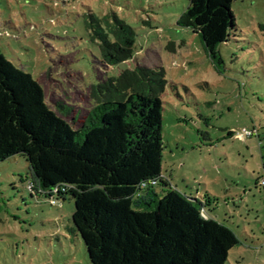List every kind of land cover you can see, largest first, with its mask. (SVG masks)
Wrapping results in <instances>:
<instances>
[{"label": "rangeland", "instance_id": "rangeland-1", "mask_svg": "<svg viewBox=\"0 0 264 264\" xmlns=\"http://www.w3.org/2000/svg\"><path fill=\"white\" fill-rule=\"evenodd\" d=\"M187 5L188 0H0V52L38 81L48 107L73 128L85 120L93 103L90 87L100 79L136 65L163 67L161 179L201 199L236 232L239 244L225 264H264V0L232 4L236 28L218 46L219 67L198 34L177 24ZM89 13L102 24L116 15L133 29L130 59L101 61L87 29ZM242 128L252 134L239 137ZM29 179L23 154L0 162V264H90L73 231L72 199L46 197Z\"/></svg>", "mask_w": 264, "mask_h": 264}, {"label": "trees", "instance_id": "trees-1", "mask_svg": "<svg viewBox=\"0 0 264 264\" xmlns=\"http://www.w3.org/2000/svg\"><path fill=\"white\" fill-rule=\"evenodd\" d=\"M235 1L188 0L177 20L198 34L217 67L218 46L236 28ZM105 18L102 24L89 13L87 21L101 61L130 59L133 29L116 15ZM166 83L161 66L136 65L100 79L90 87L85 120L73 128L48 107L38 81L0 52V162L23 154L30 184L46 197L72 199L73 231L90 264H225L239 244L201 199L161 179Z\"/></svg>", "mask_w": 264, "mask_h": 264}, {"label": "built area", "instance_id": "built-area-1", "mask_svg": "<svg viewBox=\"0 0 264 264\" xmlns=\"http://www.w3.org/2000/svg\"><path fill=\"white\" fill-rule=\"evenodd\" d=\"M250 131L247 130L246 128H242L239 132H238V136L243 138L244 136H249L250 135ZM259 185H264V177L260 179ZM30 188V185L28 186ZM51 203V202H50Z\"/></svg>", "mask_w": 264, "mask_h": 264}]
</instances>
